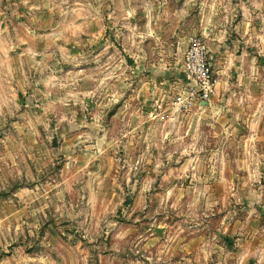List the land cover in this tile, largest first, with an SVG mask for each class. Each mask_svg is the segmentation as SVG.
<instances>
[{"label":"rangeland","instance_id":"obj_1","mask_svg":"<svg viewBox=\"0 0 264 264\" xmlns=\"http://www.w3.org/2000/svg\"><path fill=\"white\" fill-rule=\"evenodd\" d=\"M243 3L262 24L250 0H0V264H264V57L227 106L215 82L139 102L194 38L215 80L204 26Z\"/></svg>","mask_w":264,"mask_h":264},{"label":"crops","instance_id":"obj_2","mask_svg":"<svg viewBox=\"0 0 264 264\" xmlns=\"http://www.w3.org/2000/svg\"><path fill=\"white\" fill-rule=\"evenodd\" d=\"M250 4L255 7L261 6L264 9V0H259L258 3L250 0ZM239 7L242 9V17L236 22L228 23L227 18H225L224 21L226 23H220V27L215 29L214 24L216 18L211 17L207 22L209 26H204L206 37H208V47L214 59L213 70L216 74L215 92L209 102H205L207 106L215 105L216 99L221 104L224 103V106H227L230 104L231 99L235 98L237 101L238 97L243 98L245 96L246 90H253V83L249 81V79H253V75L249 77L248 74L254 73V70L250 68L255 61L256 54L254 55V53H259V55L264 57V20L262 24L258 25L254 20L252 11L249 9V5L243 3L239 4ZM250 48H254V50ZM182 64L183 60L179 67L166 68V70L147 68V75L142 74L140 70H143V67L138 66L137 70L140 71L138 77V84L140 86V109L144 106L146 107V105H150L148 102L150 99H159L160 96L158 93L165 87L176 88L177 91L181 89L182 84L188 85V81L184 77ZM233 75L236 80L234 83L229 81ZM161 78L164 79L162 81L164 82L162 83L163 87L161 85ZM158 90L159 92L157 93ZM203 103L201 102V104ZM201 116V114H195V112L189 115L187 114L184 121L192 122L196 117ZM217 116L227 121L234 120L235 122L243 119L241 112H225L217 114ZM246 120L249 119L246 118ZM253 120L251 119V121ZM174 126L176 128V125ZM251 126L250 129H252Z\"/></svg>","mask_w":264,"mask_h":264},{"label":"built area","instance_id":"obj_3","mask_svg":"<svg viewBox=\"0 0 264 264\" xmlns=\"http://www.w3.org/2000/svg\"><path fill=\"white\" fill-rule=\"evenodd\" d=\"M182 70L188 81L187 97L190 98L185 101L190 104L193 98H197L198 101L209 98L215 80L210 70L208 51L200 39H192V43L186 48Z\"/></svg>","mask_w":264,"mask_h":264}]
</instances>
